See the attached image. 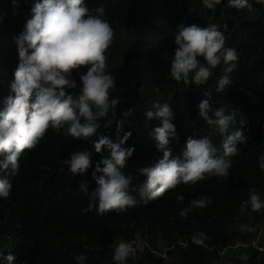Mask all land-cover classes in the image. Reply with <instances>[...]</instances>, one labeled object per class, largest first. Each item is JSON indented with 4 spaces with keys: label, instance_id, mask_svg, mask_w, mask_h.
<instances>
[{
    "label": "trees",
    "instance_id": "obj_1",
    "mask_svg": "<svg viewBox=\"0 0 264 264\" xmlns=\"http://www.w3.org/2000/svg\"><path fill=\"white\" fill-rule=\"evenodd\" d=\"M85 2L92 8L101 0ZM32 3L0 0V57L7 54L11 31L23 30ZM104 18L113 30L112 42L104 52L106 71L115 77L110 96H119L121 101L115 120L132 109L122 130L145 133L142 141L152 147L150 133L159 121L146 120L144 112L153 101L166 102L174 113L172 123L177 137L169 141L172 155H180L187 138L205 135L219 152L221 138L199 117L196 106L206 90L212 95L211 107L214 102L221 104V94L213 83L224 75L221 66L197 88L174 81L168 65L176 47L173 34L177 25L204 27L214 23L224 35V46L234 48L238 56L236 67L227 74L229 80L236 78L232 89L243 85V78L234 74L241 64L252 87L251 108L246 103L242 114H235L233 128L243 132L247 143L237 145L240 151L232 157L227 178L208 177L194 184H178L147 203L132 191L137 199L134 207L118 214L110 210L97 215L95 209L88 210V199L78 187L81 180L88 182L89 191L95 187L92 168L83 177L73 176L61 160L82 149L93 153V161H98L100 155L87 140H74L49 128L20 163L12 203L0 205V254L12 253L13 264H75L74 257L79 254L87 257L86 264H112V249L118 237L136 248L135 256L127 258L125 264H172L174 260L177 264H230L229 258L235 264H264V249L252 244L256 233L247 230H256L262 216L246 204L250 189L264 199V170L256 162L264 153V8L253 4L251 10H236L222 2L209 10L201 0H106ZM108 118H113L112 112ZM100 124L97 131L114 139L110 132L115 124L106 125L103 119ZM137 168L141 167L129 171L134 177L130 188L139 187L145 179L136 173ZM177 194L184 197L182 203L175 201ZM201 195L211 197L212 204L193 209L187 217L178 215L189 200ZM242 225L246 226L243 231ZM197 232L205 235L203 245L191 241ZM157 234L165 242L161 251L155 247ZM241 254L248 259L241 260Z\"/></svg>",
    "mask_w": 264,
    "mask_h": 264
},
{
    "label": "clouds",
    "instance_id": "obj_2",
    "mask_svg": "<svg viewBox=\"0 0 264 264\" xmlns=\"http://www.w3.org/2000/svg\"><path fill=\"white\" fill-rule=\"evenodd\" d=\"M222 2L236 10H251L253 4L264 8V0H201L202 6L209 10ZM105 3L106 0H101L90 8L85 0H33L23 30L11 31L7 54L0 57V205L12 203L20 163L49 128L74 140H87L100 155L98 161H93V153L82 149L61 160L73 176L83 177L92 168L91 180L95 187L89 191L84 180L78 187L88 199V210L95 209L97 215L110 210L118 214L134 207L137 199L132 191L147 203L178 184H194L208 177L227 178L232 157L240 151L237 145L247 143L243 132L233 128L235 114H242L246 103L251 108L252 87L241 64L234 74L243 78V85L232 89L236 78L229 80L227 74L236 67L238 56L234 48L224 46V35L214 23L204 27L177 25L173 34L176 47L168 65L174 81L197 88L206 84L213 70L221 66L224 75L213 82L216 92L221 94L218 95L221 104L214 102L211 107L212 95L206 90L196 106L199 117L219 134V152L205 135L187 138L180 155H172L169 141L177 137L172 123L174 113L166 102L153 101L144 112L146 120L159 121V126L150 133L152 147L143 143L145 133L122 130L132 109L122 112L121 119L115 120V110L121 101L119 96H110L115 77L106 71L104 52L112 42L113 30L104 18ZM2 45L3 42L0 48ZM110 112L112 119L108 118ZM102 119L106 125L115 124L110 132L114 139L97 131ZM94 135L96 138L92 139ZM256 162L264 170V153ZM134 166L141 167L136 173L145 179L139 187L130 188L134 177L129 171ZM183 200L182 195L175 196L177 203ZM212 202L211 197L201 195L189 200L178 215L187 217L193 209H203ZM246 204L251 211H259L264 208V199L250 189ZM245 229L242 225L241 230ZM115 239L112 264H125L127 258L135 256L136 248L130 241ZM204 239L203 232L191 237L192 243L198 246L203 245ZM240 259L248 257L241 254ZM86 260L84 254L74 257L75 264H86ZM14 261L12 253L0 254V264Z\"/></svg>",
    "mask_w": 264,
    "mask_h": 264
},
{
    "label": "rangeland",
    "instance_id": "obj_3",
    "mask_svg": "<svg viewBox=\"0 0 264 264\" xmlns=\"http://www.w3.org/2000/svg\"><path fill=\"white\" fill-rule=\"evenodd\" d=\"M262 199V198H261ZM259 214L262 216V220L259 222V227L252 231L256 233V239L254 240L256 243H253V245L259 247L260 249H264V208L259 210ZM139 243L143 246V242L141 239H139ZM241 245V243H238V246ZM165 246V242L162 240L161 236L157 234L155 239V247L161 251L163 250ZM230 264H235L232 258H229ZM172 264H177V262L174 260L172 261Z\"/></svg>",
    "mask_w": 264,
    "mask_h": 264
}]
</instances>
